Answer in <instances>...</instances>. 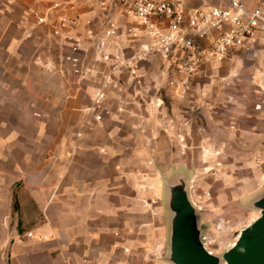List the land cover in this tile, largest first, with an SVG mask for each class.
<instances>
[{
  "label": "crops",
  "instance_id": "1",
  "mask_svg": "<svg viewBox=\"0 0 264 264\" xmlns=\"http://www.w3.org/2000/svg\"><path fill=\"white\" fill-rule=\"evenodd\" d=\"M93 3L0 0V264H164L157 169L180 163L178 146L205 124L201 139L224 146L222 164L246 170L264 157V91L244 94L245 65L264 81V31L230 59L204 63L175 99L156 53L133 61L135 79L125 65L112 70L147 41L124 34L134 21L121 22L111 59H99L93 45L113 10ZM60 14L69 23L54 35Z\"/></svg>",
  "mask_w": 264,
  "mask_h": 264
},
{
  "label": "built area",
  "instance_id": "2",
  "mask_svg": "<svg viewBox=\"0 0 264 264\" xmlns=\"http://www.w3.org/2000/svg\"><path fill=\"white\" fill-rule=\"evenodd\" d=\"M39 1H47L52 7H58L60 2ZM198 1L195 4L192 0H94L93 5L100 11L105 12L109 7L113 10V16L106 20L99 40L93 45L94 50L99 59L110 60L107 46L111 39L121 35V22L134 21L135 25L123 27L124 34L135 39L142 31L147 41L129 59L116 56L112 70L117 71L125 65L135 79L133 61L156 53L171 70L172 78L168 81L171 96L183 99L191 89L192 78L204 63L230 59L231 49L252 47L258 40V33L264 31V0ZM34 15L37 23L45 21L43 15L36 12ZM68 23L67 15L60 14L53 34L58 35ZM67 59L73 64V71L78 73L77 58L70 56ZM107 81L108 76L92 98L94 109H102ZM94 118L99 120L100 115L96 114ZM27 235L31 236V233Z\"/></svg>",
  "mask_w": 264,
  "mask_h": 264
},
{
  "label": "rangeland",
  "instance_id": "3",
  "mask_svg": "<svg viewBox=\"0 0 264 264\" xmlns=\"http://www.w3.org/2000/svg\"><path fill=\"white\" fill-rule=\"evenodd\" d=\"M192 2L199 3L198 0H192ZM248 60L255 61L253 58ZM251 65H245V69L251 70H244V94L248 99L251 93L259 95L264 91L263 77L258 76L254 79L253 75H258V72L255 71L254 62ZM206 127L205 124L198 125L197 132L194 133L197 137L189 140L190 143H187L189 146H178L176 158L180 160V163L172 164H180L192 170L189 184L190 196L198 206L207 225L205 235L208 241L207 247L220 253L233 242L239 231L249 221L259 215L256 210L248 208L246 205L263 189L264 157L256 154L252 158V163L247 164L246 170L239 167L238 164H222L218 157L222 155L224 146L211 144L210 141L201 139L205 135ZM210 134L213 133L210 132ZM184 142L186 144V141ZM162 215L163 212L160 214L163 218ZM164 251L158 260L167 264L161 260Z\"/></svg>",
  "mask_w": 264,
  "mask_h": 264
},
{
  "label": "water",
  "instance_id": "4",
  "mask_svg": "<svg viewBox=\"0 0 264 264\" xmlns=\"http://www.w3.org/2000/svg\"><path fill=\"white\" fill-rule=\"evenodd\" d=\"M161 181V207L164 220L167 264H264V184L247 202L258 212L237 234L233 242L218 253L207 248V225L190 196L192 170L170 164L157 169Z\"/></svg>",
  "mask_w": 264,
  "mask_h": 264
}]
</instances>
